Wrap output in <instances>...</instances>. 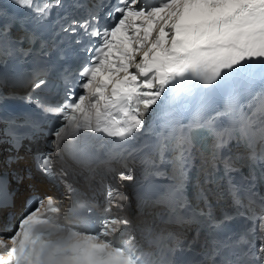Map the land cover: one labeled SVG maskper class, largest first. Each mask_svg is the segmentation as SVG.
Wrapping results in <instances>:
<instances>
[{
	"label": "snow or ice",
	"instance_id": "6c2138e0",
	"mask_svg": "<svg viewBox=\"0 0 264 264\" xmlns=\"http://www.w3.org/2000/svg\"><path fill=\"white\" fill-rule=\"evenodd\" d=\"M14 2L27 14L0 25V55H46L43 45L36 52L20 46L34 44L35 34L13 40L10 29L18 24L27 33L28 14L46 21L53 8L65 7L63 0ZM62 19L60 31L75 37L83 60L64 70L59 99L41 94L52 87L48 67L34 71L32 91L23 97L50 125L52 139L35 168L60 196L34 197L35 206L26 208L16 227L0 231V264H185L168 258L191 248L172 232L148 241L156 253L145 251L125 214L129 197L119 189L135 179L130 165L153 164L150 157L158 156L152 174L166 176L160 166L174 163L178 182L155 203L167 205L162 222L193 223L197 214L181 215L188 205L178 197L183 199L199 148L207 154L211 182L218 183L220 172L227 179L234 213L220 219L199 213L223 238L214 239L196 264H264V0H99L82 17ZM241 82L259 84L247 103L230 91ZM209 96L223 97V105L202 104L188 123L161 119V109L177 97ZM9 135L19 146L18 137ZM169 152L176 153L174 161L166 158ZM66 159L91 177L99 175L106 194L102 210L81 199L61 166ZM11 196L0 179V207ZM239 218L253 226L233 240L229 225Z\"/></svg>",
	"mask_w": 264,
	"mask_h": 264
},
{
	"label": "bare ground",
	"instance_id": "6f19581e",
	"mask_svg": "<svg viewBox=\"0 0 264 264\" xmlns=\"http://www.w3.org/2000/svg\"><path fill=\"white\" fill-rule=\"evenodd\" d=\"M22 189V187H21ZM22 203V197H19L16 201H15V209H18L19 206L21 205Z\"/></svg>",
	"mask_w": 264,
	"mask_h": 264
}]
</instances>
